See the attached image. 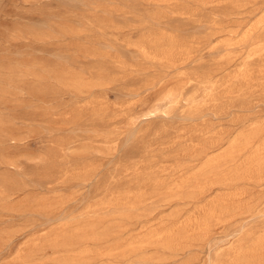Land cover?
Here are the masks:
<instances>
[{"label":"rangeland","instance_id":"1","mask_svg":"<svg viewBox=\"0 0 264 264\" xmlns=\"http://www.w3.org/2000/svg\"><path fill=\"white\" fill-rule=\"evenodd\" d=\"M0 264H264V0H0Z\"/></svg>","mask_w":264,"mask_h":264},{"label":"bare ground","instance_id":"2","mask_svg":"<svg viewBox=\"0 0 264 264\" xmlns=\"http://www.w3.org/2000/svg\"><path fill=\"white\" fill-rule=\"evenodd\" d=\"M258 246V245H257Z\"/></svg>","mask_w":264,"mask_h":264}]
</instances>
